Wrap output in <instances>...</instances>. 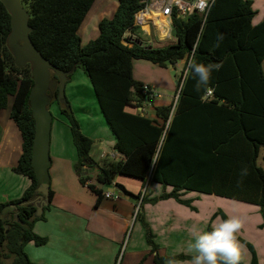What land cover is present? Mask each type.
I'll return each instance as SVG.
<instances>
[{
	"label": "trees",
	"instance_id": "1",
	"mask_svg": "<svg viewBox=\"0 0 264 264\" xmlns=\"http://www.w3.org/2000/svg\"><path fill=\"white\" fill-rule=\"evenodd\" d=\"M93 2L20 0L29 15V37L34 46L56 67H80L85 72L114 136L117 159L93 160L89 154L93 140L81 131L69 107H60L76 150L73 168L79 182L94 193L95 205L105 197L107 190L103 185L113 183L117 175H125L143 183L148 179L163 188L171 186L169 191L151 197L153 202L173 197L188 205V200L180 196L184 191H195L254 204L262 211L264 170L257 158L260 148H264V19L252 23V1L213 0L205 17L193 12L180 18L174 13V39L159 46L139 45L138 38L132 36L135 29L141 31L133 24L134 13L144 6L139 0H117L113 15L98 21V35L82 45L78 28ZM9 31L10 15L0 2V109L7 106L11 97L9 115L21 137V153L12 170L30 180L20 197L8 202L16 204L14 211L2 214L8 203H0V264L7 259L10 264H37L23 249L29 241L35 245L46 242L32 229L36 220L44 218L43 212L34 215L33 195L37 197L39 193L34 191L36 180L30 166L34 119L28 95L33 80L29 64L21 68L14 64L6 46ZM218 32L224 34V39L217 46ZM127 33L130 46L121 42ZM190 56L196 62L222 63L219 71L212 73L207 88L212 95L205 97L207 89L203 87L196 90V81L187 69L184 76L181 70L178 77L175 104L154 103L142 92L143 83L132 76L133 59L142 58L161 66H167L168 60L173 68L183 60L184 68ZM51 77L57 79L53 72ZM57 100L55 91L50 103ZM143 103L153 105V115L138 109ZM93 165L98 171L91 174L88 167ZM245 167L247 175L241 177L240 170ZM92 178L96 184L90 182ZM115 185L125 194L137 198L141 195ZM48 198L43 209L51 202L50 186ZM143 199L144 196L141 202ZM217 213L222 220L227 218L225 213ZM136 215L142 220L148 245L155 249L141 205ZM211 229L208 226V231ZM237 239L247 246L250 264H259L253 245L238 235ZM154 263L164 264L163 257L155 256Z\"/></svg>",
	"mask_w": 264,
	"mask_h": 264
},
{
	"label": "crops",
	"instance_id": "2",
	"mask_svg": "<svg viewBox=\"0 0 264 264\" xmlns=\"http://www.w3.org/2000/svg\"><path fill=\"white\" fill-rule=\"evenodd\" d=\"M251 1L255 10L252 23L257 24L264 19V0ZM109 4L111 6H105L100 11L95 26L98 19L113 15L117 7L116 3ZM161 22L163 21L159 20V23ZM81 27L82 22L78 28L82 45L98 35L96 29L88 35L86 29L81 31ZM141 31L148 37L147 40L143 38V44L153 43L150 40L151 28ZM153 31L158 35L155 28ZM158 39L168 41L160 37ZM154 42L158 44L155 40ZM262 68L264 71V59ZM175 95L170 98H163V95L162 97L160 95L154 103H169L173 101ZM9 101L3 108L5 110L0 111V203H8L17 199L30 183L26 176L12 170L21 153V137L19 139L20 133L10 118ZM148 114L153 115V113ZM79 125L86 136L90 138L100 136L85 131L80 122ZM100 125L103 126L102 122ZM9 130L11 135L8 136ZM51 134L52 131L49 140V153L51 154L49 186L52 190V198L49 207L42 211L44 218L36 220L32 228L36 234L45 237L46 242L42 245H35L31 241L25 243L23 249L31 261L37 264H155V256L170 257L183 250L191 252L189 244L192 242L194 233L208 231V226L215 227L218 222L214 224V220L220 219L219 223L223 221L217 213L220 206L202 200L197 201L198 196L191 195V191H184L180 196L188 200V205L178 202L173 197L154 203L146 202L145 205L142 204L141 214L152 232L153 242L156 245L155 249H151L146 241L143 223L136 215L139 208L137 197L125 193L120 195L111 191L110 197H103L95 205L94 193L79 182L78 175L73 168L76 150L70 137L71 134L69 136L68 132H65L54 140ZM92 146L89 151L90 156L95 161L101 160L102 155L107 153L103 149L104 142L97 139L94 140ZM113 146L110 148L111 152H115ZM260 155L264 160V148H260L257 158V164L264 170V165L258 161ZM125 177L127 176L117 175L112 184L118 183L132 194L141 192L145 182L139 179L131 181ZM90 182L95 183L94 178L90 179ZM170 189L171 186L163 188L165 191ZM240 234L239 230L237 235L240 236ZM256 254L258 263H260L258 253ZM118 259H120L119 262ZM169 262L171 264H192V260L179 263L164 258V264H169ZM4 264H10V259L5 260Z\"/></svg>",
	"mask_w": 264,
	"mask_h": 264
},
{
	"label": "rangeland",
	"instance_id": "3",
	"mask_svg": "<svg viewBox=\"0 0 264 264\" xmlns=\"http://www.w3.org/2000/svg\"><path fill=\"white\" fill-rule=\"evenodd\" d=\"M94 1H95L94 4L92 5L91 9L85 15V18L82 21L81 31L83 29H86L88 35H91L92 30L95 31L96 29L98 31V23L95 26V21L97 16L100 14L102 8H104L105 6L106 7L111 6V4H109L111 2H115L117 6V0H94ZM151 31L152 33L150 35L151 38L150 40L151 42L153 41V43L150 44H153L154 46L165 44L164 41L158 39L157 34L154 33L152 28ZM132 34H133V38L135 37L142 40V45H146L143 44V38L147 40L148 37L145 36L144 32L135 29ZM173 39L174 37L173 34L171 33V37L169 41H172ZM146 40L144 41L145 43ZM154 40L158 44H155ZM183 64H184L183 60H180L175 64L174 68H170L168 66H161L152 63L142 58L133 59L132 76L136 81L150 85L153 88L155 87V89L159 92L161 97L163 95V98H170L171 96L173 97V95H175L178 92L177 80L183 68ZM172 70L175 71V74H172ZM149 81L152 83H150ZM9 100H8L9 104L11 105L12 98L9 97ZM152 106L153 105H151V103L149 105L144 104V112L153 113ZM60 107H69V110L71 111L73 116L77 119L78 123L79 122L81 123L85 131L91 132L92 134L95 135H100L99 137L93 136L91 138L93 142L94 140L97 139L99 141L104 142V148H103L105 149L104 151H107L108 154L111 153L110 148L113 146V140H114L112 133L110 129L107 127L99 111L98 103L96 101L95 94L93 92L89 78L80 67H78L73 71L71 77L65 83L64 100L54 101L50 103L48 106V109L52 114V124H51L50 133L52 131L51 135L53 140L61 137V134L65 132H68L70 136L68 120L62 113H60ZM3 110L5 109H0V111ZM101 122L102 125L105 127L100 125ZM10 132H11L10 130L7 132L8 136L11 135ZM92 148L94 149V145L92 146ZM113 153L117 155L116 152ZM105 157H109L110 159H113L109 155H106ZM262 157L263 156L260 155L258 161L264 165V160H262L263 159ZM50 159H51V154H50ZM49 177L51 178L50 167H49ZM125 178L131 181H134L136 179L128 176ZM162 191H163V186L161 184L153 183L146 180L143 189H141V195L139 198H137V204L139 202V205H141V210H142V204L145 205L146 202L154 203L153 201H150V198L154 196H159L162 193ZM116 194H118V192ZM190 194L194 196H198L197 201L202 200V201H206L209 204L213 203L216 206H220L218 211H224L228 216L240 217L243 220L242 227H244L243 229H240L241 231L240 237L253 245L254 249L257 250L256 253H258L259 262L261 264L264 263V209L260 211L259 206H255L250 203H245L233 199H227L224 197H218L215 195H208V194L192 192V191L190 192ZM142 196H144V199L141 202ZM115 198H117L116 195ZM209 204L208 207L210 206ZM138 220L142 222L141 219L138 218ZM219 220L220 219L214 220V224H216L217 222L219 223ZM209 221L211 222V220ZM258 221L260 222L258 223ZM212 224H213V220H212ZM260 225H262V227ZM239 245L241 252V259L239 263L250 264L251 254L247 246L241 241H239ZM194 254L195 253L193 251L185 252L183 250L182 252L179 251L170 257L164 256L163 259L164 258L172 259L173 261L181 263L184 261L187 262L189 260H192V256ZM119 260L120 259H118V262Z\"/></svg>",
	"mask_w": 264,
	"mask_h": 264
},
{
	"label": "water",
	"instance_id": "4",
	"mask_svg": "<svg viewBox=\"0 0 264 264\" xmlns=\"http://www.w3.org/2000/svg\"><path fill=\"white\" fill-rule=\"evenodd\" d=\"M10 15V31L6 38V46L13 56L14 64L21 68L26 64L30 66L33 85L28 95L31 115L34 119V134L31 146L30 166L33 170L36 185L34 191L39 193L34 196V215L42 213L43 206L48 204L49 190V166L51 163L49 153L50 130L52 114L48 109L51 102V94L57 91L59 100H64V86L68 76L73 73L74 68L62 70L53 65L45 58L32 43L29 32L31 26L28 23V12L21 6L20 0H0ZM137 44L142 42L136 39ZM166 65L173 68L168 60ZM54 73L57 79L51 77ZM172 74L175 71L172 70ZM98 168L93 165L88 167V172L93 174ZM103 188L115 191L121 195L122 190L118 185L106 183ZM15 203H8L3 206L1 213L14 211Z\"/></svg>",
	"mask_w": 264,
	"mask_h": 264
},
{
	"label": "clouds",
	"instance_id": "5",
	"mask_svg": "<svg viewBox=\"0 0 264 264\" xmlns=\"http://www.w3.org/2000/svg\"><path fill=\"white\" fill-rule=\"evenodd\" d=\"M217 46L224 39L223 33H217ZM194 48L196 45L193 46ZM192 78L195 79L197 91L207 89L213 72L222 67L220 62H196L190 59L187 63ZM247 168L240 170V176L247 175ZM148 180V179H147ZM243 220L238 216H229L210 231L204 230L193 234L189 249L195 254L192 264H239L241 259L237 233L242 228ZM171 264V262H169Z\"/></svg>",
	"mask_w": 264,
	"mask_h": 264
},
{
	"label": "built area",
	"instance_id": "6",
	"mask_svg": "<svg viewBox=\"0 0 264 264\" xmlns=\"http://www.w3.org/2000/svg\"><path fill=\"white\" fill-rule=\"evenodd\" d=\"M144 3V6L137 10L133 15V24L139 26L140 30L150 28H155L158 32V37L160 39L169 40L172 33V16L174 13L180 18H186L193 12L206 16V13L212 4L213 0H139ZM158 14V16H157ZM149 15H156V17L149 18ZM159 20L163 22L159 23ZM146 27V28H145ZM128 33L124 34L121 38V42L124 45L130 46L132 41L128 39ZM135 38V37H134ZM150 43V42H148ZM189 57L188 61L190 60ZM187 61V63H188ZM188 67L187 64L182 68V75L186 73ZM142 92L147 95L152 100L157 99L160 94L159 92L147 84L141 86ZM178 94V92H177ZM177 94L173 98V104L176 102ZM212 95L211 89H207L205 97ZM144 104L139 106L138 109L143 112ZM150 104V103H149ZM109 155L111 158L116 159L117 155L113 152L105 153L102 157ZM112 195L111 191H106L104 193L105 197H110Z\"/></svg>",
	"mask_w": 264,
	"mask_h": 264
},
{
	"label": "bare ground",
	"instance_id": "7",
	"mask_svg": "<svg viewBox=\"0 0 264 264\" xmlns=\"http://www.w3.org/2000/svg\"><path fill=\"white\" fill-rule=\"evenodd\" d=\"M157 16H158V14H157ZM149 17L153 18V17H156V15H149ZM161 21H163V20H161Z\"/></svg>",
	"mask_w": 264,
	"mask_h": 264
}]
</instances>
